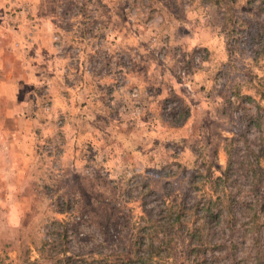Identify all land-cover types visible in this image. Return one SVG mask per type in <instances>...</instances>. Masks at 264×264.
Returning a JSON list of instances; mask_svg holds the SVG:
<instances>
[{
	"label": "rangeland",
	"instance_id": "rangeland-1",
	"mask_svg": "<svg viewBox=\"0 0 264 264\" xmlns=\"http://www.w3.org/2000/svg\"><path fill=\"white\" fill-rule=\"evenodd\" d=\"M1 85L0 264H187L208 192L264 264V0H0Z\"/></svg>",
	"mask_w": 264,
	"mask_h": 264
},
{
	"label": "trees",
	"instance_id": "trees-1",
	"mask_svg": "<svg viewBox=\"0 0 264 264\" xmlns=\"http://www.w3.org/2000/svg\"><path fill=\"white\" fill-rule=\"evenodd\" d=\"M228 173H229L228 170H225L223 175L217 176L215 180L225 182L228 176ZM213 198L214 196L209 192L202 196V200L204 202L202 200L195 199L192 203H190V202H187L186 197H184L181 200V202H179L178 209L174 208V209L169 210L170 213H175L178 215L176 216V219L177 221L179 220V227L181 229L185 228L186 230V235H184V237L186 236L185 240L187 241V245H188V247L186 245V248L188 249V251L194 254V259L190 260L189 258H187L188 260L186 261L187 264H203L202 261H204V258L206 257L204 253H205V250L207 249L206 244L210 242L209 237H210L211 227L215 221V218L219 216L217 215V213H215V209L212 206ZM201 204H202V208L199 209V206ZM186 210H189V211L195 210L196 212L200 211V214H201L200 218L198 217L196 223H194L190 227L188 226L191 224L188 217L180 221L181 216L184 214ZM174 225H175V222L173 223L168 222V226H172L171 227L172 229ZM204 237H207L208 241H205L206 238ZM150 246L151 245L149 243V248ZM149 250H148V255L144 257L146 258V260H144L141 264H162L161 261H156L154 259L153 252ZM133 254L136 260L137 251L133 252ZM139 258H142V257H139ZM68 259H71V257H68ZM62 260H63L62 264H72V263L67 262V260L66 261L64 259ZM121 260H122V264H130V262H133L132 255L128 259H126V257H123ZM199 260H202V261L199 262Z\"/></svg>",
	"mask_w": 264,
	"mask_h": 264
},
{
	"label": "crops",
	"instance_id": "crops-1",
	"mask_svg": "<svg viewBox=\"0 0 264 264\" xmlns=\"http://www.w3.org/2000/svg\"><path fill=\"white\" fill-rule=\"evenodd\" d=\"M16 79H14V80H16ZM1 86L2 87H0V115L3 113L6 116H12V114H16L17 113L16 106H18L21 102H18L16 99L10 100L8 98H2V89H3L4 85H1ZM5 88H6L7 91L9 90L7 85H6ZM3 99H4V101H3ZM8 100L11 102V106L9 108H6V107H4V104ZM11 109H13V110H11ZM1 127H2V122L0 121V129H1ZM6 135H7V133H0V152H3L4 144L2 143V141H3V137L6 136ZM14 136L17 137L16 133H14Z\"/></svg>",
	"mask_w": 264,
	"mask_h": 264
}]
</instances>
